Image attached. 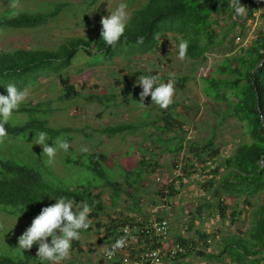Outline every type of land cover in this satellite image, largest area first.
<instances>
[{
  "label": "trees",
  "instance_id": "1",
  "mask_svg": "<svg viewBox=\"0 0 264 264\" xmlns=\"http://www.w3.org/2000/svg\"><path fill=\"white\" fill-rule=\"evenodd\" d=\"M241 3L247 7V14L243 17L233 14L229 0H145L131 10V21L124 38L116 47L103 42L102 27L94 28L90 36L66 38L54 49L18 47L5 50L0 47V94H7L6 87L9 84L21 89L35 87L40 77L54 74L59 79L61 93L58 100L61 102L82 98L87 103L96 102L103 107L115 106L118 104L116 91L82 92L75 88L65 70L79 54L89 57L98 55L105 61L134 58L154 53L164 43L170 44L174 40L177 45L187 41L186 58L204 60L207 53L223 46L235 32L244 37L248 20L259 17L264 21V0H241ZM68 6V2L61 1L42 12L22 9L11 16L1 14L0 31L38 28L50 19H57ZM232 50L231 47L228 51ZM216 73L219 76H201L204 97L213 102H230V115L242 123L247 137L216 168L212 169L208 165L219 154L214 137L210 136L198 143L185 134H179L183 123L175 114V103L167 109L160 108L161 113L150 121L106 125L89 132L96 131L98 142L105 145L120 132L153 127L154 131L149 136L162 146V151L183 152L187 160L183 175L189 176L194 171L206 175L202 188L207 197L199 210L213 208L215 213L222 216L225 214L227 198L236 205L232 214L237 213L239 204L251 210L248 235L232 234L224 237L222 248L217 254L198 249L194 242L186 241L181 234L175 235V241L184 248V252L176 255L177 258L185 257L186 252L196 251L207 258L219 259L226 255L229 264H264V29L257 30L247 46L226 55L217 66ZM184 80L185 77H177L176 84ZM124 82L127 92L131 93L127 102H140L142 88L128 78ZM147 99H151L150 96ZM51 103V100L44 102L32 99L22 104L6 125L8 137H38L43 131L48 134L49 141L60 137L69 140L71 136L66 133L70 128H53L49 125ZM21 113L26 114V120H19L18 114ZM81 132L90 135L85 129H81ZM107 159L108 155L104 152H84L78 158L65 157L64 162L78 168L80 172L75 181H70L52 173L47 158L32 159L14 151L5 153L4 149H0V211L32 221L42 207L55 203L54 197L63 196L74 202H87L93 205L89 217L92 219L91 226L87 231L92 229L94 223L103 229V241L108 244L120 235L122 226L132 225L136 219L122 214L121 217L109 218L107 223L102 222L105 204L100 187L111 189V205L117 204L122 195L132 199L136 195L132 191H138L143 185L144 171L154 172L159 165L151 159H142L137 162V167L126 170L116 162L113 168L109 167ZM221 167L223 172L218 173ZM116 175L123 176L124 181L119 182ZM176 193L174 185L168 183L167 189L161 190L159 194L167 202ZM137 209L136 206L134 210ZM155 217L159 219L165 216L155 213ZM143 220L147 219L139 221ZM200 237L205 245L207 241L203 234ZM72 244H77V241ZM0 264H40V261L37 256L23 255L21 251L17 253L13 248H8L0 250Z\"/></svg>",
  "mask_w": 264,
  "mask_h": 264
},
{
  "label": "rangeland",
  "instance_id": "2",
  "mask_svg": "<svg viewBox=\"0 0 264 264\" xmlns=\"http://www.w3.org/2000/svg\"><path fill=\"white\" fill-rule=\"evenodd\" d=\"M61 1L68 2L69 6L62 10L57 19H50L43 26L33 29L1 30L0 47L5 50L18 47L54 49L66 38L75 35L90 36L94 28L96 30L102 27L101 18L109 15V11L114 10L121 2V0H95V2L91 0H0V15H15L22 9L42 12ZM144 1L124 0L129 13ZM259 29H264V21L261 18L248 20L245 24L244 37L235 32L229 36L223 46L216 47L207 53L204 60H192L186 57L183 60L178 59V45L174 40H171L170 44L164 43L163 47L154 53L134 58L105 61L98 55L89 57L79 54L65 70L75 88L82 92L116 91L118 104L115 106L103 107L96 102L87 103L82 98L78 101L61 102L58 100L61 91L56 75L40 77L35 87L27 88L29 91L27 101L51 100L52 111L48 116L49 125L53 128H70L66 134L71 136L67 140L71 148L67 153L63 151L57 153L55 162L49 165L52 173L75 181L80 172L78 168L65 163L64 158L80 157L81 147H86L87 152L106 153L108 155L106 164L112 168L116 162L128 170L137 167V162L142 159L148 161L151 159L159 167L154 172L144 171L143 185L138 191H132L136 194L134 198L122 195L117 204L111 205V189L100 187L101 198L105 204L102 222L107 223L109 218L121 217L122 214L142 220L158 213L169 221L170 231L167 242L169 245L176 242L175 235L181 234L186 241L194 242L198 249L213 254L221 250L224 237L232 234L247 236L251 226V210H246L239 204L236 208L237 213L232 214L236 205L234 206L233 200L229 198L225 201V214L222 216L215 213L213 208L199 210L198 208L207 197L202 188L206 175H201V171H194L189 176L183 175L184 165L187 164L183 152L162 151V146L156 144L149 136L154 131L153 127L140 128L128 133L120 132L105 145L98 142L99 137L96 131L91 133L89 131L106 125L153 119L156 114L161 113L160 107L151 104V99L147 98L143 101L144 104L137 101L127 102L131 93L124 87V79L128 78L138 85L137 80L144 75H159L160 82H167L172 75L175 78L173 97L175 114L183 123V129L178 130V133L185 134L198 143L213 136L219 154L213 162H208V165L212 169L220 166V162L232 154L235 147L247 137L242 123L230 115V102H213L204 97L201 76H219L216 69L224 57L234 53L240 47L247 46ZM231 47L233 50L228 51ZM177 77H185V80L177 85ZM18 118L26 120V114H18ZM81 129H85L90 135L82 133ZM36 138L31 135L23 139L8 137L5 143L0 144V149H4L5 153L14 151L16 154L26 155L32 159H46L47 157L42 153V146L35 144ZM65 138L60 137L54 140L59 142L66 140ZM48 143L52 145L53 141ZM146 147L150 151L146 150ZM218 170V173L223 172L222 167ZM116 179L119 182L124 181L121 175H116ZM168 183L174 185L177 193L166 202L159 193L167 189ZM135 205L138 208L137 211L134 210ZM95 221L94 219L93 222ZM30 224L31 221L27 218L0 211V225H2L0 226V250L13 248L17 253L20 252L21 250L17 247L18 238ZM201 234L207 241L205 245L203 238L200 237ZM103 237V229L96 227L93 223L92 229L83 231L77 244H72L70 257L62 264H113L104 255ZM21 252L23 255L36 256L37 246L33 245L30 250ZM186 253L183 258L176 256L167 258L163 264H229L226 255L216 259L202 257L196 251Z\"/></svg>",
  "mask_w": 264,
  "mask_h": 264
},
{
  "label": "clouds",
  "instance_id": "3",
  "mask_svg": "<svg viewBox=\"0 0 264 264\" xmlns=\"http://www.w3.org/2000/svg\"><path fill=\"white\" fill-rule=\"evenodd\" d=\"M235 16L243 17L247 14V7L241 0H229ZM131 21L128 6L121 0L118 6L109 11V15L101 18V39L111 47H116L124 38L125 30ZM142 42V41H141ZM188 43L181 41L178 44V59L183 60L187 55ZM174 76L170 75L167 82H160L159 75L148 74L137 80L142 88L139 93L142 104L145 98L150 96L151 104L158 105L161 109H167L174 103L175 94ZM7 94H0V144L8 138L6 125L20 106L29 99L27 88H18L15 84L6 87ZM49 136L41 131L36 138L35 144L42 146V153L47 157V163L52 165L59 151L67 153L71 144L67 140L59 142L53 140L49 145ZM81 153L87 152L86 147H81ZM55 203L41 208L31 221V224L18 238V248L30 250L33 245L37 246L36 256L40 264H62L70 257L73 241L81 238V233L91 226L89 219L93 205L87 202H74L67 197H54ZM17 222V220H16ZM2 226V225H0ZM127 239H116L111 248H104L106 258L111 259L119 249L126 246Z\"/></svg>",
  "mask_w": 264,
  "mask_h": 264
},
{
  "label": "built area",
  "instance_id": "4",
  "mask_svg": "<svg viewBox=\"0 0 264 264\" xmlns=\"http://www.w3.org/2000/svg\"><path fill=\"white\" fill-rule=\"evenodd\" d=\"M169 231V221L165 217L157 219L154 215L145 221L135 220L132 225L122 226L116 238L125 237L126 246L111 259H106L116 264H163L167 258H174L179 252H184L180 243H167ZM116 239L105 244V248H111Z\"/></svg>",
  "mask_w": 264,
  "mask_h": 264
}]
</instances>
